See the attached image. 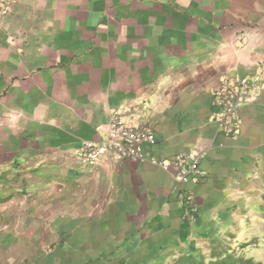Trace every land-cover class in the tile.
<instances>
[{
    "label": "crops",
    "instance_id": "0c3cea01",
    "mask_svg": "<svg viewBox=\"0 0 264 264\" xmlns=\"http://www.w3.org/2000/svg\"><path fill=\"white\" fill-rule=\"evenodd\" d=\"M10 1L0 25V243L12 261L174 264L262 232L264 86L242 104L235 137L220 130L212 93L226 76L264 78V0ZM112 108L153 127V157L205 150L204 177L186 186L175 166L150 160L85 162L82 142L106 138Z\"/></svg>",
    "mask_w": 264,
    "mask_h": 264
},
{
    "label": "built area",
    "instance_id": "2783aa9c",
    "mask_svg": "<svg viewBox=\"0 0 264 264\" xmlns=\"http://www.w3.org/2000/svg\"><path fill=\"white\" fill-rule=\"evenodd\" d=\"M10 0H0V25L3 18L12 11ZM262 82V83H261ZM264 78L248 80L240 75L226 76L216 88L213 102L219 112V128L228 137L240 134V108L246 101L257 99ZM155 143L153 127L149 124L132 125L126 123L118 108H112L109 117L107 136L103 140L91 139L82 142L80 157L89 164H97L104 159L130 158L136 161L150 160L162 167L175 166L178 180L185 184L199 181L205 175L200 162L205 150H190L180 152L173 158H157L147 150ZM186 205L185 217L189 222L197 218L198 205L194 193L187 188L182 194Z\"/></svg>",
    "mask_w": 264,
    "mask_h": 264
},
{
    "label": "trees",
    "instance_id": "16d2710c",
    "mask_svg": "<svg viewBox=\"0 0 264 264\" xmlns=\"http://www.w3.org/2000/svg\"><path fill=\"white\" fill-rule=\"evenodd\" d=\"M174 264H262L252 259L238 256L234 251L229 252V248L220 245L214 247L210 254L185 253L180 255Z\"/></svg>",
    "mask_w": 264,
    "mask_h": 264
},
{
    "label": "rangeland",
    "instance_id": "374dc122",
    "mask_svg": "<svg viewBox=\"0 0 264 264\" xmlns=\"http://www.w3.org/2000/svg\"><path fill=\"white\" fill-rule=\"evenodd\" d=\"M260 233H264V229H262ZM260 233H256L257 235H255V237L249 236L247 240L240 242V246H236L234 252L238 254V256L264 264V234ZM5 243L4 241L0 243V264H21L12 261L15 253L13 251L10 252L11 249H9L7 243ZM242 249L243 251H241ZM10 259L11 261H9Z\"/></svg>",
    "mask_w": 264,
    "mask_h": 264
}]
</instances>
